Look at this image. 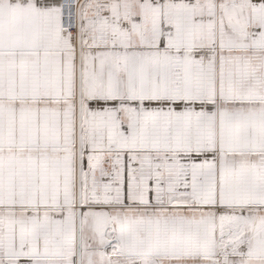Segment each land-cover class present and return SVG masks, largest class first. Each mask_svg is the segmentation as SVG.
<instances>
[{
  "label": "snow or ice",
  "instance_id": "snow-or-ice-1",
  "mask_svg": "<svg viewBox=\"0 0 264 264\" xmlns=\"http://www.w3.org/2000/svg\"><path fill=\"white\" fill-rule=\"evenodd\" d=\"M0 264H264V0H0Z\"/></svg>",
  "mask_w": 264,
  "mask_h": 264
}]
</instances>
